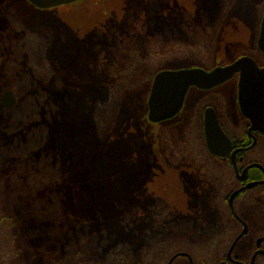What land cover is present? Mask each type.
Wrapping results in <instances>:
<instances>
[{
    "label": "trees",
    "instance_id": "trees-1",
    "mask_svg": "<svg viewBox=\"0 0 264 264\" xmlns=\"http://www.w3.org/2000/svg\"><path fill=\"white\" fill-rule=\"evenodd\" d=\"M238 1L219 0L216 20L208 27L213 28L217 42L221 36L217 31L224 27ZM7 28L12 29L11 32L0 30V98L5 91L13 90L18 103L7 111L0 106V231L9 246L12 262L168 264L175 254L187 253L194 264H207L205 260L221 256L224 251L196 248L197 243L218 241L216 238L224 228L231 232L232 222L227 197H224L225 183L218 179L203 135L202 109L210 100L204 99L196 114L184 115L177 127L161 128L162 137L157 134L160 131L143 133L145 149L162 166L194 161L196 168L205 169L200 173L207 184L212 187L221 184V192H217L219 198L214 202L219 211L218 222L206 226L203 234L196 232L199 226L191 225L189 231L185 230L186 220L164 223L145 236L138 230L131 235L132 231L129 234L121 227L114 232L110 224L105 229L90 226L73 219L76 216L72 215V209L79 208L74 194L66 188L68 184H63V169L67 170L63 150L67 147L62 148L63 138L58 131L63 106L49 90L53 81H57L55 85L59 90L62 85L45 53L47 46L41 48L37 41L39 35L19 23L9 24ZM186 40L176 31L125 40L119 63L108 75L110 82L105 99L92 107V121L99 138L113 131L123 102L133 96L146 98L156 74L171 69L168 67L171 64L209 60L211 65L197 63L196 66L207 70L220 66L217 52L208 58L205 45L198 42L194 49ZM247 54L255 59L258 57L250 52ZM171 156L175 160H170ZM129 218L123 221L128 223Z\"/></svg>",
    "mask_w": 264,
    "mask_h": 264
},
{
    "label": "rangeland",
    "instance_id": "rangeland-1",
    "mask_svg": "<svg viewBox=\"0 0 264 264\" xmlns=\"http://www.w3.org/2000/svg\"><path fill=\"white\" fill-rule=\"evenodd\" d=\"M218 10L219 0H83L47 11L34 8L28 0H0V30L11 32L7 26L19 23L37 33V41L41 48L47 46L45 53L62 85L59 90L57 81H53L49 90L63 106L58 124L62 148L67 147L63 150L67 168L63 169V184H68L66 188L74 194L80 209H72V215L79 217L73 219L104 229L110 224L114 232L121 227L129 234L132 231L131 235L138 230L142 236L152 234L164 223L184 222L199 214L207 225L217 222L219 211L214 203L210 202L214 209L207 204L215 194L214 188L201 173L159 166L144 147V131H160L157 134L162 137L161 128L177 127L183 117L150 123L149 91L146 98L140 95L126 99L113 131L101 139L91 113L93 106L105 99L108 75L119 63L127 39L176 31L194 49L198 42L205 45L208 54L197 48L203 55L210 58L217 52V63L229 65L243 53L241 49L252 45L254 24L247 11L234 8L221 33L217 31L221 35L217 42L213 28L208 27L216 20ZM197 63L212 64L194 60L168 67L192 68ZM232 88L230 84L222 90L231 96ZM1 98L3 110L16 107L4 108ZM193 98L192 93L188 105ZM16 99L18 103L17 95ZM184 111L181 116L190 115L188 107ZM171 159L175 160L173 156ZM181 163L196 169L194 161ZM126 217H130L128 223L123 221ZM262 223L257 224V231L263 230ZM8 254L9 246L0 231V264H14Z\"/></svg>",
    "mask_w": 264,
    "mask_h": 264
},
{
    "label": "flooded vegetation",
    "instance_id": "flooded-vegetation-1",
    "mask_svg": "<svg viewBox=\"0 0 264 264\" xmlns=\"http://www.w3.org/2000/svg\"><path fill=\"white\" fill-rule=\"evenodd\" d=\"M234 8L239 12L247 11L254 24L252 45L248 48L244 47L241 49L243 53L235 61L241 57L248 56L254 59L260 68H263L264 52L260 49L259 41L264 20V0H239ZM249 52L255 56L258 55L256 59L261 62L257 61L255 57L253 58L248 55L247 53ZM239 78L240 76L237 74L228 82L211 90L192 88L187 95L184 106L185 109L188 107L190 115L191 113L193 115L198 112L204 99H209L210 103L204 105L202 109L204 140L206 112L208 109H213L222 131L230 141L231 147L227 155L217 157L209 151L205 140L206 151L213 161V168L218 173V179L220 182L225 183L224 187L226 194L224 197H227V204L232 218L231 232L226 231L224 228L220 232V237L218 236L216 238L218 241L209 244H196V248L198 249L203 248L212 251H224L223 254L215 260H205L204 262L207 264H264V228L262 231L256 230L257 224H261L262 222V226L264 227V132L255 130L250 119L246 118L241 111L238 99ZM230 84L233 87L231 96L222 90L225 86ZM192 93L195 94V98H193L194 101H191L192 104L188 105ZM185 109H183L182 112H185ZM178 117L181 119L183 113L182 116L178 115L176 118ZM156 164L162 166L160 162ZM171 167L172 169L185 171L194 170L200 172V170H205L204 168H191L192 166L188 163L171 165ZM220 187L219 190L216 189L215 186L212 187L214 188L215 194L210 199L212 200L213 198L212 201L208 199L209 202H207V204L217 201V197L219 198L220 195H217V192H221ZM235 193H237V195L231 204V197ZM210 206L211 209H214L211 204ZM189 219L190 220L185 222L187 225L183 227L185 230L187 229V231L191 229V225H194L200 228V230L196 232L203 234L207 228L206 226L210 227V225H207L206 221L201 219L200 214L195 218ZM218 220L219 212L217 213V222ZM224 240H226L225 243ZM182 254L187 253L175 254L168 264H194V260L189 254H187L189 258L182 256ZM178 255L179 257L176 258ZM180 258L184 261H179L181 260Z\"/></svg>",
    "mask_w": 264,
    "mask_h": 264
},
{
    "label": "water",
    "instance_id": "water-1",
    "mask_svg": "<svg viewBox=\"0 0 264 264\" xmlns=\"http://www.w3.org/2000/svg\"><path fill=\"white\" fill-rule=\"evenodd\" d=\"M83 0H28L34 7L47 10L81 2ZM264 52V20L259 41ZM239 74L238 99L243 115L250 119L255 130L264 132V67L245 56L232 64L217 66L208 71L200 67L163 70L156 74L147 102V118L152 124H160L176 118L184 109L192 88L211 90L228 82ZM17 104L13 91L1 98V105L10 109ZM205 140L209 151L222 157L230 151V141L222 131L216 113L208 109L205 117ZM237 193L231 197V204ZM184 257L189 256L182 254ZM179 257L176 256V258Z\"/></svg>",
    "mask_w": 264,
    "mask_h": 264
}]
</instances>
